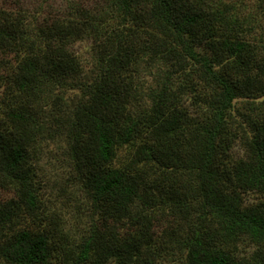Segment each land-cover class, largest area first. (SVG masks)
Here are the masks:
<instances>
[{
	"label": "trees",
	"instance_id": "trees-1",
	"mask_svg": "<svg viewBox=\"0 0 264 264\" xmlns=\"http://www.w3.org/2000/svg\"><path fill=\"white\" fill-rule=\"evenodd\" d=\"M49 1L0 8V264H264V0Z\"/></svg>",
	"mask_w": 264,
	"mask_h": 264
},
{
	"label": "rangeland",
	"instance_id": "rangeland-1",
	"mask_svg": "<svg viewBox=\"0 0 264 264\" xmlns=\"http://www.w3.org/2000/svg\"><path fill=\"white\" fill-rule=\"evenodd\" d=\"M37 0H24V5L27 6L28 8L31 7V5L35 6V4H37L36 2ZM70 0H50L48 3H47V9L49 8L50 4H52L53 7H56L55 5H61V6H64V4H66V2H68ZM81 3H84V4H87L88 2H91V0H77ZM250 5L251 7H254L255 5V1H251L250 2ZM2 7H6L5 3H4V0H0V8ZM249 11V10H248ZM253 15L255 16V14L257 13H254L252 12ZM264 18V16H263ZM262 24H264V21H262ZM77 50L80 52V54H85L86 53V44H79L76 46Z\"/></svg>",
	"mask_w": 264,
	"mask_h": 264
}]
</instances>
